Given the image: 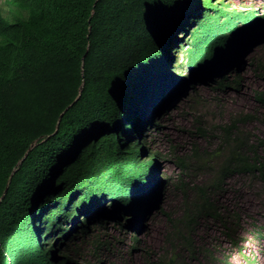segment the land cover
Masks as SVG:
<instances>
[{"label":"trees","instance_id":"obj_1","mask_svg":"<svg viewBox=\"0 0 264 264\" xmlns=\"http://www.w3.org/2000/svg\"><path fill=\"white\" fill-rule=\"evenodd\" d=\"M7 2L13 18L0 15V264H78L65 250L57 254L61 241L75 230L88 237L103 225L96 208L106 198L121 224L146 196L150 160L141 159L138 139L130 143L127 135L175 94L177 82L164 67L184 48L181 39L191 74L199 77L232 63L236 48L240 57L245 35L264 28V15L231 12L214 0H204L200 11L202 0ZM233 67V79L213 82L241 92L245 76ZM255 72L264 77L263 59ZM258 99L264 105V94ZM221 141L176 158L187 175L206 172L205 178L178 185L183 199L170 218L169 250L149 264H232L236 250L246 263L260 264L242 246L240 216L224 211L218 196L238 175L264 185V142L251 141L236 123L222 128ZM132 221L122 230L133 228ZM204 221L221 226L229 249L196 244ZM255 234L264 244V226ZM119 244L116 237L97 243L88 264H106L104 255Z\"/></svg>","mask_w":264,"mask_h":264},{"label":"rangeland","instance_id":"obj_2","mask_svg":"<svg viewBox=\"0 0 264 264\" xmlns=\"http://www.w3.org/2000/svg\"><path fill=\"white\" fill-rule=\"evenodd\" d=\"M203 1L198 5L197 11L202 10ZM214 1L223 2L231 12L255 10L264 15V0ZM181 40L184 48L174 53L171 66L164 67L167 72L172 73L169 75L173 81L177 82L174 85L175 94L169 100L163 97L160 111L153 115H147L146 112L145 122L137 131L127 135L130 143L138 139L135 144L140 150L137 151H143L142 160H150L151 175L146 196L138 203L136 212L128 213L120 222L127 223L130 218L133 220V228L122 230V225L115 217L119 211L106 198L104 206L96 208L104 215L106 222L93 229V233L85 238H81L79 230H75L70 238L61 241L68 244V248L65 245L59 246V256L65 250L78 264L95 262L92 252L96 244L114 237L119 239L120 244L104 255L106 264H149L167 255L170 247L168 235L173 230L170 218L180 212L183 199L178 185L182 180L200 182L206 174L198 172L196 175H187L177 165L176 158L190 153L194 148L202 151L217 148L222 142V128L233 123L257 145L260 146L259 141L264 142V105L258 99L260 94H264V77L255 72L257 63L264 60V28H257L245 35L244 52L238 57L239 49L236 48L231 56L232 60H227L232 63H226L223 70L218 71L214 67L199 77L191 74L188 66V43L186 39ZM165 61L168 65L170 58ZM235 64L245 76L241 92L219 89L213 80L227 75L233 79L237 71L233 69ZM220 68L222 69V65ZM197 100L199 104L192 109ZM156 106L154 110L160 108V105ZM246 115L254 117L253 120L245 122L243 118ZM155 120L161 125L158 130L152 126ZM134 160L138 161V155H135ZM218 203L230 215L240 216L241 227L238 232L244 237L242 246L249 256L257 257L259 263L264 264V244L255 234L257 228L264 226L263 182L245 175L235 176L228 180L226 189L219 194ZM96 223H91V228ZM222 230L217 223L204 221L197 228L195 242L205 250H213L216 246L223 247V250L229 249L230 245L221 233ZM73 235H76V242L70 243ZM170 257L171 255L167 259ZM231 261L232 264H248L242 260L237 250ZM182 264L198 263L186 259Z\"/></svg>","mask_w":264,"mask_h":264},{"label":"clouds","instance_id":"obj_3","mask_svg":"<svg viewBox=\"0 0 264 264\" xmlns=\"http://www.w3.org/2000/svg\"><path fill=\"white\" fill-rule=\"evenodd\" d=\"M3 6L5 8H3ZM0 15L6 19H12L13 18V10L8 6V2L7 0H2V3L0 4ZM143 151L141 150L140 153H142ZM142 157V155H141Z\"/></svg>","mask_w":264,"mask_h":264}]
</instances>
